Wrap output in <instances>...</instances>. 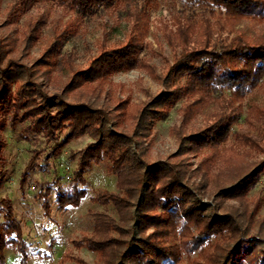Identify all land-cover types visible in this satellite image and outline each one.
Here are the masks:
<instances>
[{"label": "trees", "instance_id": "trees-1", "mask_svg": "<svg viewBox=\"0 0 264 264\" xmlns=\"http://www.w3.org/2000/svg\"><path fill=\"white\" fill-rule=\"evenodd\" d=\"M38 0H19L9 9V24L18 20ZM66 13L84 18L103 9L114 11L127 1L140 2V8L125 10L123 18L130 23L124 41L115 46L97 48L87 59L84 69L74 73L64 91L103 85L119 72L142 70L163 85L164 91L140 105L120 102L113 108L91 101L73 102L62 94H49L38 82V71L52 73L61 61L63 44L77 29L53 26L51 40L32 66L23 64L13 55L20 42L25 47L38 40L42 21L37 18L24 22L19 40L0 39V164L3 162L5 141L3 130L23 124L21 136L42 143L34 149L19 179L21 196L28 172L37 160L48 159L72 140L89 135L92 141L83 149L70 153L76 160L70 189H55V208L64 211L77 207L86 195L84 173L93 165L105 162L106 170L116 177L117 192L102 191L91 200L112 205L119 215V224L109 225L100 214L95 215L94 236L74 241L78 247L97 254L100 264H181L183 254L196 253L201 264H264V217L254 221L256 209L246 207L241 213L226 211L223 199L243 203L248 192L264 172V157L257 163L238 169L226 183L217 182L215 194L219 205L203 203L189 187L185 156L201 154L217 147L228 135L235 119L234 103L246 98L251 85L264 75V31L247 36L235 26L242 20H263L264 0H182L187 5L202 8L197 15H176L172 28L163 37L175 51L164 74L157 76L153 65L141 53L151 47L147 8L158 0H53ZM59 27V28H58ZM21 37V38H20ZM178 49V51H176ZM264 84L258 88L264 93ZM263 86V88H262ZM224 91H228L226 96ZM183 123L202 113L205 104L213 102L218 111L213 122L195 132L176 130L177 150L172 159L150 161L143 145L154 122L166 117L179 101ZM249 116L259 119L264 105H249ZM240 138V137H239ZM238 138V139H239ZM240 146L259 148L250 137L240 138ZM238 155L234 148L228 149ZM238 151V149H237ZM210 164L209 158L204 160ZM3 176L0 175V187ZM51 188H39L45 214ZM227 208V207H226ZM256 210V211H255ZM0 264H5V248L13 246L19 254V264H25L24 238L19 221L14 216L12 201L0 198ZM77 264L84 262L75 258Z\"/></svg>", "mask_w": 264, "mask_h": 264}, {"label": "rangeland", "instance_id": "rangeland-1", "mask_svg": "<svg viewBox=\"0 0 264 264\" xmlns=\"http://www.w3.org/2000/svg\"><path fill=\"white\" fill-rule=\"evenodd\" d=\"M18 1L0 0V39L6 37L19 40L25 21L37 18L42 21L38 40L25 47L20 42L18 52H13L15 57L29 67L41 57L46 43L51 40L55 24H58L60 28L77 29V33L67 40L61 49V54L67 62L64 64L61 61L60 66L49 74H44V68L38 71L37 80L49 94H62L65 99L73 102L91 101L102 107L113 108L120 102H126L127 105H140L165 90L163 85L147 72L129 70L113 74L103 85L82 87L72 92L64 91L74 73L86 67L87 59L96 53L98 47L115 46L124 41L130 30V23L123 18V12L140 8L142 6L140 2L127 1L114 11L95 10L93 14L80 18L74 13L64 12L53 0H38L16 24H9L7 22L9 9ZM147 11L149 34L146 41L151 47L145 49L140 56L145 57L148 63L154 66L157 76H161L171 64L175 54L164 40V31L173 29L172 21L176 15H197L203 10L195 5H187L182 0H158L157 5L148 7ZM235 29L247 36H254L264 31V19L242 20ZM261 84H264V75L259 76L254 85L249 87L246 98L241 103L233 104L235 109L233 115L230 111H224L227 117L235 120L230 125L228 135L217 147L219 153L216 158H213L214 160L210 159L215 157L211 156L214 149L211 151L209 148L201 154L191 153L185 156L186 181L203 203L219 205L220 199L215 194L216 183H226L238 169L257 163L264 157V115L259 119L251 118L248 111L249 105L253 102L260 106L264 105V93L258 90ZM224 94L228 96L229 92L224 91ZM183 102V100L179 101L168 111L165 118L154 122L150 135L143 140L150 161L172 159L171 156L178 146L176 130L191 133L202 129L213 122L212 114L218 111V107L213 102L207 103L202 113L183 123L182 114L179 111ZM23 126L18 124L12 129L6 127L3 130L5 147L4 160L0 164V175L3 176L0 198L8 197L12 201L14 216L22 228L27 255L25 264H77L75 258L81 259L84 264H100L96 253L85 247H78L73 242L95 237L96 214L103 216L102 219L109 225L119 224V215L112 205H101L91 200L98 192H117L115 175L107 172L105 162L93 165L84 173L86 195L79 205L68 207L64 211L56 210L55 189H70L72 172L76 168V160L70 159V153L83 149L92 141V138L86 134L72 140L58 154L51 155L48 159H44L42 154V159L37 160V165L41 167L34 166L28 172L24 195L21 196L20 175L33 150L42 146V143L33 138H22ZM246 136L259 145V148L244 146L236 148L239 139H245ZM230 148H234L238 155L232 154L228 150ZM207 158L210 164L204 161ZM45 185L51 188L47 198L49 209L46 214L42 208V199L37 196L39 188ZM259 199H262L263 203L261 206L259 203L258 211L255 210L254 221H261L264 217V172L248 192L243 203L233 199H223L221 207L226 211L242 215L246 207L249 210L256 209L255 205ZM262 233L264 234V230ZM4 254L5 264H19L20 256L13 246L6 247ZM201 263L202 259L196 253L189 256L183 254L181 257V264Z\"/></svg>", "mask_w": 264, "mask_h": 264}]
</instances>
